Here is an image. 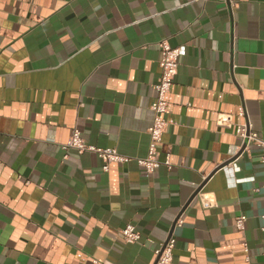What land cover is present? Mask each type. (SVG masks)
Listing matches in <instances>:
<instances>
[{
    "label": "crops",
    "instance_id": "1",
    "mask_svg": "<svg viewBox=\"0 0 264 264\" xmlns=\"http://www.w3.org/2000/svg\"><path fill=\"white\" fill-rule=\"evenodd\" d=\"M162 40L181 48L171 166L147 173ZM243 123L264 140V0H0V264H154L171 232V264H264V152ZM73 128L128 160L64 150Z\"/></svg>",
    "mask_w": 264,
    "mask_h": 264
},
{
    "label": "built area",
    "instance_id": "2",
    "mask_svg": "<svg viewBox=\"0 0 264 264\" xmlns=\"http://www.w3.org/2000/svg\"><path fill=\"white\" fill-rule=\"evenodd\" d=\"M159 47L160 58L158 64L161 71L159 79L154 86L156 97L150 105L153 112V120L147 129L149 134V145L146 155L136 159L138 165L141 166L147 173L152 172L161 164H164L167 167L171 166L168 156L164 160L158 159V144L161 142L162 136L169 123L165 116L169 107L167 95L177 73L181 48L179 46H172L165 40L160 41ZM238 114L244 115V108L242 106L238 107ZM216 122L219 125H229L231 122V114L219 113ZM235 133L242 139L243 142L246 140V144L248 142H253L264 152V140L256 131L252 130L248 124H239L235 129ZM61 147L64 150L74 149L78 154L85 151L94 152L101 160L102 170L104 171H107L108 165L111 162H124L128 160V157L120 154L115 147H100L86 143L77 128L72 129L69 139L66 143L62 144ZM262 160L264 161V156L262 157ZM261 188L263 190L264 198V181L261 184ZM203 204L204 206L211 205V199L205 197L203 199ZM262 217L264 218V214ZM245 220L246 215L243 214L238 215L235 218L234 225L239 232L243 231ZM180 224L181 220L177 218L174 221V225ZM120 234L122 235V239L125 243H134L140 240V233L137 231L136 227L130 223L120 229ZM175 242L176 238L172 232L160 242L159 246L154 249V264H171Z\"/></svg>",
    "mask_w": 264,
    "mask_h": 264
},
{
    "label": "water",
    "instance_id": "3",
    "mask_svg": "<svg viewBox=\"0 0 264 264\" xmlns=\"http://www.w3.org/2000/svg\"><path fill=\"white\" fill-rule=\"evenodd\" d=\"M245 145H246V140L244 141V144L242 145V148H243ZM221 166H223V165H221ZM221 166H220V167H221ZM220 167H217V169L220 168ZM217 169H215V170H217ZM199 189H200V187L195 191L194 194H196V193L198 192Z\"/></svg>",
    "mask_w": 264,
    "mask_h": 264
}]
</instances>
